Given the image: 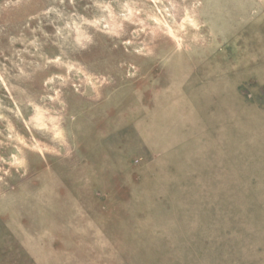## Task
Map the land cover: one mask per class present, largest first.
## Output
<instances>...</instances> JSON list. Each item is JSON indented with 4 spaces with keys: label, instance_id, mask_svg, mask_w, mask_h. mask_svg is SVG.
Here are the masks:
<instances>
[{
    "label": "rangeland",
    "instance_id": "rangeland-1",
    "mask_svg": "<svg viewBox=\"0 0 264 264\" xmlns=\"http://www.w3.org/2000/svg\"><path fill=\"white\" fill-rule=\"evenodd\" d=\"M0 264H264V0H0Z\"/></svg>",
    "mask_w": 264,
    "mask_h": 264
}]
</instances>
